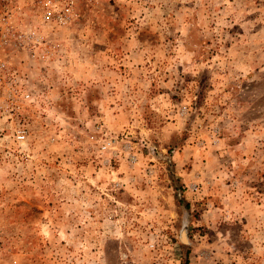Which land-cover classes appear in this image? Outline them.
<instances>
[{"label": "rangeland", "instance_id": "1", "mask_svg": "<svg viewBox=\"0 0 264 264\" xmlns=\"http://www.w3.org/2000/svg\"><path fill=\"white\" fill-rule=\"evenodd\" d=\"M64 34L0 147V264H264V0H100Z\"/></svg>", "mask_w": 264, "mask_h": 264}, {"label": "built area", "instance_id": "2", "mask_svg": "<svg viewBox=\"0 0 264 264\" xmlns=\"http://www.w3.org/2000/svg\"><path fill=\"white\" fill-rule=\"evenodd\" d=\"M100 0H0V147L25 143L34 107L45 98L26 69L45 66L55 40Z\"/></svg>", "mask_w": 264, "mask_h": 264}, {"label": "trees", "instance_id": "3", "mask_svg": "<svg viewBox=\"0 0 264 264\" xmlns=\"http://www.w3.org/2000/svg\"><path fill=\"white\" fill-rule=\"evenodd\" d=\"M183 264H187V257H186V255H184V257H183Z\"/></svg>", "mask_w": 264, "mask_h": 264}]
</instances>
